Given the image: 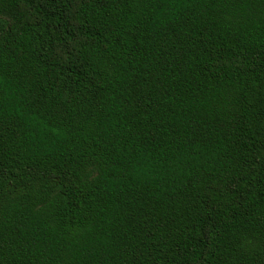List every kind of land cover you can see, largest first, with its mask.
Listing matches in <instances>:
<instances>
[{"label": "trees", "instance_id": "16d2710c", "mask_svg": "<svg viewBox=\"0 0 264 264\" xmlns=\"http://www.w3.org/2000/svg\"><path fill=\"white\" fill-rule=\"evenodd\" d=\"M0 264H264V0H0Z\"/></svg>", "mask_w": 264, "mask_h": 264}]
</instances>
